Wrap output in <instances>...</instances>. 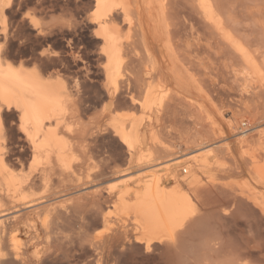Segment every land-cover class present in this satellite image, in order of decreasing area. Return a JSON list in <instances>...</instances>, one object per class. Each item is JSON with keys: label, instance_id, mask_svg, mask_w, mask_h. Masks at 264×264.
<instances>
[{"label": "bare ground", "instance_id": "bare-ground-1", "mask_svg": "<svg viewBox=\"0 0 264 264\" xmlns=\"http://www.w3.org/2000/svg\"><path fill=\"white\" fill-rule=\"evenodd\" d=\"M32 1L0 0L1 14ZM181 1L81 0L84 19L60 25L0 19V147L10 142L0 150V198L11 204L0 210V264H264V132L257 154L237 153L249 148L252 135L235 113L222 122L236 137L223 147L231 167L217 154L222 143L196 127L186 137L189 152L171 158L176 153L162 146L170 159L153 165L161 160L153 146L164 128V102L206 111L199 104L200 22L264 89V68L216 3L191 0L201 17L194 19ZM58 3L52 11L73 4ZM80 25L90 29L91 44ZM56 32L68 51L50 49ZM209 111L211 135L223 141L222 115ZM16 118L14 141L13 127L6 131ZM106 137L116 142L123 169L97 160L95 145ZM154 166L163 174H145ZM221 176L225 182L217 183ZM36 189L43 193L36 196ZM121 223L133 231L120 230Z\"/></svg>", "mask_w": 264, "mask_h": 264}, {"label": "rangeland", "instance_id": "rangeland-1", "mask_svg": "<svg viewBox=\"0 0 264 264\" xmlns=\"http://www.w3.org/2000/svg\"><path fill=\"white\" fill-rule=\"evenodd\" d=\"M43 1H45V4L43 6L40 5V0H37V1L33 0L32 3H30L28 5H22V6L19 4H15L14 6H12L11 9H7V12H5V15L1 14V11H0V19H35V17H36V19H46L45 22H47L49 24H55V25H60L58 23L62 19H63L62 21H66V20L70 21L71 19H72L71 21H73V19H82V17L84 19V14L82 12L84 11L85 5L81 3V0H80V2H79V0H71V3H73V4H71L68 7L69 10L68 9L58 10L57 9V10H53V11L51 8L52 4H57L58 2H59L58 4H62L65 0H51V1L50 0H43ZM213 1H214V3H216V8H217L219 14L223 17V19H225L228 26L230 25L228 29L233 31V33L236 35V37L238 34V36L240 37L239 38L240 41H242V42L244 41L243 44L249 50H251L250 52L252 54H254L255 57H257V60L260 63L261 67L264 68V0H213ZM37 2L39 3V5H37ZM75 2L79 3V5H80L79 8L76 7ZM189 4H192L191 0H182L181 4H180V7H181L180 9L184 10L186 7V10H184L186 13L188 10V12H190L191 16L193 15L194 19H197V17H198V19H201V17L199 15L195 17V15L197 13L194 10H192V5H189ZM67 10H68V12H67ZM192 11H193V13H192ZM29 13L34 15L33 18H32V16H29L30 15ZM27 14H29V15H27ZM23 15L25 17L27 15V17L25 18ZM29 17H31V18H29ZM189 18H190V16L189 17L187 16L185 19H189ZM55 21H58V22L53 23ZM62 21L60 22L61 24H62ZM80 21H78V22H80ZM203 24H204L203 22H200L201 26L199 25L200 26L199 31H200V38H201L200 39V46L201 47L199 48L196 55L199 59L198 62L202 61L198 65V69L200 68L198 70V72H199L198 75H199L200 80H203L202 82L200 81V85H201V88L203 89V91H202V94L200 95V96H202V98L200 99V96H199V100L201 102L203 100V98L205 100V98L208 97L205 100L208 102H205L203 100L202 101L203 103L201 102L199 104L204 105L206 111L203 110L200 112V110H198V112H200V113H198L197 111H195V112L190 111L189 112L187 110L185 104L183 102H181L180 100H177V101L176 100H174V101L169 100V101L164 102V107H163L164 108L163 109L164 115H163V119H162V122H164V128L160 129L159 130L160 132L158 131L159 132L158 134H160V135H158L159 142L157 143V145L159 144V146H156V145L153 146L154 147L153 148V151H154L153 156L155 157V159H157L159 157L161 160H159V162L153 161V165H158L159 163L170 159V157H169V159L167 157H165L167 155L165 154L163 149H161L162 146L168 148L169 150H172L173 153H176V155L172 156L171 158L181 157L184 154H186L187 152H189L188 148L190 147V145L186 144V137L188 136L187 135L188 133H194L195 132L194 128L196 127V129L201 128L198 130H202V132L205 133V135L203 134L204 136L208 135L207 137H205V139H207V140L209 139V141H210V139L213 140L210 142L218 141V145L220 144V142L222 143V145H221L222 147L219 145L220 146V153L217 151V154H219V157L222 154H224V155H222L223 158L220 157V158H222V159H220V161L225 165V167H226V165H227V167H229V166L231 167L233 164V161L231 160L230 156L228 157V155L224 151L223 147H224V144L228 145V144L233 143L236 137L232 136L233 133L225 125H223L224 123H222V122L226 121L227 120L226 118L232 117V115H234L235 113H236L235 114L236 116H239L241 118V119L239 118V121L242 120L243 123H244V121H245V123H247V127H248V130L250 132L249 136L252 135V137L250 138V140H252L251 143L248 144V146H246L249 148H245L242 150H241V148H236V152L241 153V152H244L246 149H248V151L251 150V152L250 151L248 152L249 154H253V153L257 154L258 153L257 149H258L259 142L256 143V141H257V139H259L262 136V134L264 132V123H263L264 122V119H263L264 118V89L258 87L259 85H258L257 79L249 76L248 67L245 66L241 60L240 61L238 60L239 59V58H237L238 56H236L235 53L229 48V46L227 44H225V42L223 40L220 39L221 37L219 38V36H217L216 32H214L213 30L212 31L209 30L207 28V26L205 24L203 26ZM12 25L14 26V24H11V22H10V26L13 28ZM80 26L78 29H79V32L83 36L82 38L84 39V41L86 43L91 44L92 41H91L90 29L84 27L83 25L81 26V27H83L81 29ZM204 28H207V29H204ZM215 33H216L217 37L215 36ZM26 34L33 36L34 31H32L31 29L28 28L26 30ZM213 34H214V36H213ZM202 35H203V37H202ZM65 39L66 38L65 37L63 38V35H61L59 32L58 33L56 32V34L54 35V40H52L50 42V45H51L50 49L53 48V50L58 51V52H63V53L68 51V49H69V47H67L68 41H67V39L66 40ZM204 39L206 41H203ZM221 41L223 42V44ZM245 42L247 44H245ZM231 55H233V56H231ZM258 57H259V59H258ZM75 65L76 64H72V70H78V67L81 66V63L76 65L77 67ZM241 67H243V70L241 69ZM240 70H242V71H240ZM200 72H202V73H200ZM210 72H211V74H210ZM238 72L241 73V75L238 74ZM202 83H204V84H202ZM166 88L171 89L172 87L170 85H168V87H166ZM262 89H263V91H262ZM210 100H212V101H210ZM206 103L207 104L210 103V104L206 105ZM208 110H210L211 114H213V115H214L213 112H215L216 110H217V112L219 111L218 113L215 112L216 114H218V116L221 117V115H222V118H220V121L222 120L221 123H222L223 128L225 129V132H226V139H224L223 141H222V138L219 140L216 139L217 135L216 136H215V134L211 135V133L213 131L211 132L212 128H210L211 130L209 129V126L211 127V125L208 124V114H209ZM220 111H221V113H220ZM204 112H205V115H204ZM260 120L263 121L262 122L263 125H262ZM197 121H198V124L200 123L201 127L200 126L197 127L194 124V123L197 124ZM251 121H252L253 125H251L252 124V123H250ZM226 122H228V121H226ZM242 122L241 123L239 122V124L237 125L238 127L242 128L240 130L245 129V127L242 126V124H243ZM201 123H204L203 125H205V126L203 127V125ZM256 123L259 124L260 126H258ZM254 124H256V125H254ZM162 125H163V123H162ZM261 125H262V127H261ZM251 126H254L255 128L251 127ZM12 127H13L14 132H15L17 130V118L14 119V121L10 120V119L8 120V122H7V128H8L7 130L8 131H6V132L8 133L9 129ZM203 128H205V130ZM207 129H209V131ZM254 129H256V130H254ZM245 130H247V129H245ZM255 131H257L256 133L258 136L255 135ZM14 132H13V135H10L8 133V138H10L11 136L14 139L16 137L18 138L19 134L17 133V131L15 133ZM161 132H162V134H161ZM258 132H260V133H258ZM253 134L256 136V139L254 138ZM13 136H15V137H13ZM106 138H104V140H103V138H100L99 140H101V141L99 142V140H98L96 145H95L97 155H98L97 160L99 162H102V161L104 162V159H106V163H107L106 165L108 167H112V168L114 167L115 168V166H116V167H120L121 169H123L124 168V164H123L124 160L122 158H118V156H117L119 151L117 150L118 146H117L116 142H114L112 140V138L111 139L110 138L106 139ZM16 140L17 139H15L14 141H16ZM254 145H255V147H257L256 149H255ZM3 146L4 147H0V150H3V152H4L6 150L4 148H7V146L10 147V142L9 141H7V143L4 142ZM252 150H253V152H252ZM161 151H163V152H161ZM254 151L255 152L257 151V152L255 153ZM108 154H110V158H109ZM114 154H116V155H114ZM225 154H226V156H225ZM101 157L103 158V160H101L102 159ZM153 158H152V160H155ZM184 160H186V159L184 158ZM184 160L182 159V161H184ZM115 161H116V164H115ZM229 161H231V162H229ZM258 161H259V159H257V161H255V163H252L249 166L253 167V166L260 164ZM110 163L112 165H110ZM122 165H123V167H122ZM154 167L152 169L147 170V172L145 171V174H149L150 176H155V174L162 173V172H160V169H162L161 168L162 166L161 167L154 166ZM17 169L19 170L20 168L17 167ZM238 176H239V178L241 177V175L236 174L232 178L239 179ZM203 179L206 181L209 180V178L207 179L206 177H204ZM223 179L224 178L221 176V178L219 177V179L216 182L217 183L225 182V180H223ZM106 185L107 184H105V186H104L105 188L109 187V185H107V186ZM42 193H43L42 189H36L35 195L39 196ZM0 202L3 206L0 208V210H6V209L11 207V204L9 203L8 200H5V199L1 200V198H0ZM118 226H119L118 228L121 227L120 230L129 231V232L133 231L130 229V228H133V227H131L132 224L130 227L127 224L124 226V225H122V223L119 224Z\"/></svg>", "mask_w": 264, "mask_h": 264}, {"label": "snow or ice", "instance_id": "snow-or-ice-1", "mask_svg": "<svg viewBox=\"0 0 264 264\" xmlns=\"http://www.w3.org/2000/svg\"><path fill=\"white\" fill-rule=\"evenodd\" d=\"M32 23L33 24H36L37 23V21L36 20H32ZM6 35V34H5ZM0 49H3V44H0ZM55 54V53H54ZM22 119H23V117H22ZM22 128H23V125L21 126Z\"/></svg>", "mask_w": 264, "mask_h": 264}]
</instances>
